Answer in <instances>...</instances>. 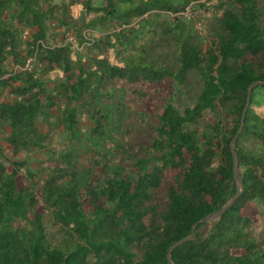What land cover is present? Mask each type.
<instances>
[{
  "label": "trees",
  "instance_id": "1",
  "mask_svg": "<svg viewBox=\"0 0 264 264\" xmlns=\"http://www.w3.org/2000/svg\"><path fill=\"white\" fill-rule=\"evenodd\" d=\"M190 3L217 19L213 50L204 51L201 33L184 15ZM74 6L80 27L68 28L65 16L73 18ZM60 28L80 42L100 36L92 42L95 64L80 65L76 77L72 44L55 43ZM40 71L63 78L56 96L65 103H93L97 118L88 133L97 146L80 173L70 154L60 155L43 168L37 190L28 164L16 156L42 149L48 139L37 121H47L56 101ZM193 72L202 82L195 105L183 112L165 105L153 153L136 160L135 175L127 176L103 145L99 91L119 97L128 87L142 96L139 86L183 84ZM255 82L264 83V0H0V90L12 96L0 101V130L7 131L0 140V264H264V223L258 234L254 228L264 216V84L248 97ZM217 107H228L234 122L219 151L189 129ZM62 122L72 139L79 135L72 110ZM113 143L123 151L120 139ZM234 197L220 218L199 223L192 240L169 253ZM48 225L61 236L56 242Z\"/></svg>",
  "mask_w": 264,
  "mask_h": 264
},
{
  "label": "rangeland",
  "instance_id": "2",
  "mask_svg": "<svg viewBox=\"0 0 264 264\" xmlns=\"http://www.w3.org/2000/svg\"><path fill=\"white\" fill-rule=\"evenodd\" d=\"M70 1L72 0H66V3L69 5ZM200 2L208 3L213 2V0H200ZM68 8L66 6V10ZM70 8L75 9L73 18L67 15L65 16V22L68 24V28H79L81 13L76 6ZM184 15L193 20L195 29L201 33L204 40V51L208 49L213 50L218 32V22L213 12L209 11V9L205 11L199 5L190 3V8L187 7ZM109 32H113V30L110 29ZM54 34L56 36L55 43L66 44L68 42L72 44L73 56L76 62L78 61L72 70L74 77L79 73L77 69L80 65L83 66L84 70L93 67L96 56L99 54L93 49L92 42L100 40L98 34L85 36L83 42L79 41V38L75 36L71 29L60 28ZM103 55H105V52L101 56ZM26 64L25 68L27 66L30 67L29 62ZM5 69L10 72L14 67L9 63L5 66ZM38 77L49 92H51L52 96H55L56 101V107L51 109L50 113L52 115L47 118V121L42 119L37 121V127L43 133L48 134V139L43 143L42 149L30 148L16 156L17 160L28 164L34 177L29 181H31V186L37 190L43 180V168L47 165H53V162H56V160H60V155L70 154L75 171L80 173L89 168V161L95 156V147L97 146L95 145L97 142L95 138L88 133V131L94 129V119L97 118L96 112L93 111V103L83 108L77 103L67 104L65 103V99L56 96L58 85L60 83L63 84L62 77H59L57 74L50 75L49 73H45V71H40ZM201 87L202 82L199 74L193 72L183 84L175 79H169L164 86H151V88L139 86L136 89L144 94L142 96L132 95L131 90L134 88L128 87L121 89L118 93L119 97L117 95L114 97L111 95L103 96L101 91H99L95 104H97L98 108H102L106 114L105 117H102L103 128L106 131L103 136V145L105 150H109L106 151L108 158L109 156L111 159L114 156V159L120 158L125 174L127 176L135 175L137 171L136 160L148 158L153 153L152 143L157 139L155 129L157 127V116L162 113L165 105L171 104L179 112L191 109L195 105ZM148 92H151V94L147 95ZM10 98L12 96L6 90H0V101ZM71 110L75 114L78 125L75 131H78L79 134L73 139L71 138V133L62 122L63 118ZM233 123L230 109L228 107H217L213 111H204L201 118L193 125H190L189 129L195 133L201 145L212 143L215 151H219V146L223 144V139H226L230 134ZM5 132L7 131L0 130V140L6 135ZM113 135L116 137L114 138ZM116 139L122 141V152L115 150L113 140L116 141ZM166 174L168 176L171 175L168 172ZM162 195L163 193L160 192L159 196ZM253 208L254 206L249 205L245 213L250 214ZM263 223L264 216L261 217V220L254 227L257 234L261 230ZM48 233L50 239L55 242L61 237L56 229L49 225Z\"/></svg>",
  "mask_w": 264,
  "mask_h": 264
},
{
  "label": "water",
  "instance_id": "3",
  "mask_svg": "<svg viewBox=\"0 0 264 264\" xmlns=\"http://www.w3.org/2000/svg\"><path fill=\"white\" fill-rule=\"evenodd\" d=\"M262 84H264V83H260V82L252 83V84L249 86V88H248V97L250 96V91H251V89H252L253 87H256V86H258V85H262ZM233 141H234V140H233ZM233 171H234L235 180H236V181H239V172H238V168H237L235 162H234V166H233ZM235 197H236V196H235ZM235 197L232 198V199L230 200V202H229L228 204H226L225 206H223L218 212H216V213H214V214H212V215H210V216H208V217L202 219L200 222L194 224L193 227H192V230H191V234H190L188 237H186V238H184V239H182V240H179L178 242H176L175 244H173V245L171 246L170 250H169V253H170V251H172L176 246H179V245H181L182 243H185V242L191 241V240H192V237H193V231H194V229L196 228V226H197L199 223H205V222L213 221V220H215V219L220 218V217L224 214V212L227 210V208L230 207V205L233 203ZM169 253H168V255H167L166 258H167L168 262H171V261H170V255H169Z\"/></svg>",
  "mask_w": 264,
  "mask_h": 264
},
{
  "label": "built area",
  "instance_id": "4",
  "mask_svg": "<svg viewBox=\"0 0 264 264\" xmlns=\"http://www.w3.org/2000/svg\"><path fill=\"white\" fill-rule=\"evenodd\" d=\"M187 16V15H186ZM197 30V29H196ZM199 31V30H198Z\"/></svg>",
  "mask_w": 264,
  "mask_h": 264
}]
</instances>
